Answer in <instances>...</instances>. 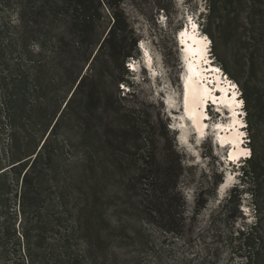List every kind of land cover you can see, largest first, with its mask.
<instances>
[{"label":"trees","instance_id":"obj_1","mask_svg":"<svg viewBox=\"0 0 264 264\" xmlns=\"http://www.w3.org/2000/svg\"><path fill=\"white\" fill-rule=\"evenodd\" d=\"M103 1L115 23L110 38L93 58L100 42L96 31L99 0H0L3 10L14 6L18 10L17 29L22 34L16 40L23 52L18 57L30 65L13 74L16 82L0 108L4 138L0 149V264L12 260L13 264H119L115 249L127 231L118 221L117 225L111 222V210L124 197L135 200L128 211L143 225L175 236L186 229L178 191L181 173L170 159L158 160L151 147L150 123L139 120L136 110L121 105L112 112L124 122L115 119L104 125L103 98L94 71L82 74L84 66L98 60L106 43L108 57L120 61L122 69L132 58L125 39L119 38L126 27L122 0ZM209 2V22L216 19L219 31L230 33L237 47V63L256 82L255 93L246 91L249 105L256 102L260 106L264 0ZM32 43L40 45V53L30 49ZM67 88L68 99L62 95ZM96 117L100 123L95 129ZM82 123L88 126L83 144L68 135ZM131 144L136 153L129 151ZM96 150H103L105 157L95 154ZM255 152L249 158H253V171L241 176L245 183L258 178L262 156ZM114 182L120 191L111 190ZM234 189L240 192L239 186ZM234 202L232 196L229 204ZM257 209L259 221L241 231L250 250L264 241L260 235L263 209L259 205Z\"/></svg>","mask_w":264,"mask_h":264},{"label":"rangeland","instance_id":"obj_2","mask_svg":"<svg viewBox=\"0 0 264 264\" xmlns=\"http://www.w3.org/2000/svg\"><path fill=\"white\" fill-rule=\"evenodd\" d=\"M99 1L102 6L96 14V31L100 42L93 58L105 39L110 38L108 34L115 23L112 10L103 0ZM209 5V0H122L120 7L126 27L119 38L125 39L124 46L132 53L129 62L134 66L129 67L127 63L122 69L120 61L111 60L107 43L98 60L93 65L91 60L84 66L82 74L94 71L95 82L100 87L103 98L100 113L104 125L115 119L124 122L112 112L114 107L122 105L136 110L139 120L150 123L151 147L157 152L158 160L170 159L181 173L178 191L187 222L180 236L143 225L140 218L131 216L128 209L135 200L129 202L122 197L124 202L115 201L111 222L117 225L118 221L127 231L120 248L115 249L118 258L114 259L119 264H264V241L257 249L250 250L241 236V231H247L259 221L257 205L263 209L264 216V92L260 93V106L256 102L249 105L246 91L250 89L255 93L256 82L251 79L249 71L237 63V47L230 33L219 31L216 19L209 22ZM15 8L7 11L0 7V108L16 82L13 74L22 73L30 66L25 58L18 57V53L23 52L16 39L22 33L17 29L18 10ZM196 24H200L208 38L203 37L211 45L209 61L220 67L235 85L233 88H238L242 94L243 104L238 116L243 122L241 132L247 136L244 146L251 150V156H255V150L262 156L257 166L258 178L252 182L245 183V177L241 176L253 171V158H245L239 172L228 164V143L225 146L220 144L219 136L224 135V131L219 134L218 128L220 124H230V108H219L214 101L218 108L215 105L208 108L206 133L200 140L191 118L185 114L182 100L185 42L180 32L192 29ZM30 49L35 54L41 52L40 45L34 43ZM68 90L62 94L68 96L67 99L70 97ZM254 114L258 117L253 119ZM99 123L100 119L96 117L92 127L96 129ZM87 127L82 123L78 130L68 132V135L83 144ZM232 128L230 126L226 131ZM3 141L0 135V149ZM95 146L97 148L98 144ZM130 146L129 151L136 153L133 144ZM104 153L103 150L95 151L98 156L105 157ZM236 186L240 192L235 191ZM120 189L118 182L111 188L115 192ZM232 196L235 202L229 204ZM260 235L264 238V226Z\"/></svg>","mask_w":264,"mask_h":264},{"label":"bare ground","instance_id":"obj_3","mask_svg":"<svg viewBox=\"0 0 264 264\" xmlns=\"http://www.w3.org/2000/svg\"><path fill=\"white\" fill-rule=\"evenodd\" d=\"M184 30V29H183ZM198 27L193 26L192 30L185 29L181 31L182 40L185 42V49L183 50V60L185 65V74L183 76V108L185 114L191 118L194 129L198 133V139L200 140L206 133V110H208L209 103L211 101L217 102L220 105L219 108L227 107L230 108L231 119L230 124H220L219 134L224 131V135L219 136L221 146H225L227 143H231L230 154L227 161H235L240 158H247L251 155V150L242 146L244 143L243 137L244 132H241V127L243 126L242 120L239 119V109H241L242 104L237 100V93L232 92L233 87L229 80L223 82L221 74H218L217 68L203 69V61L207 57L209 41L205 37H197ZM149 65L152 64L149 56L147 57ZM134 66V65H133ZM213 70L214 73L209 75ZM154 74H156L155 69H153ZM154 78V77H153ZM224 83V84H223ZM211 85L215 86V89L211 88ZM235 86V85H234ZM217 88V89H216ZM235 88V87H234ZM234 88H232L234 90ZM217 90H220L222 95L219 97ZM232 92V97L229 94ZM219 98V99H218ZM229 114V113H228ZM224 123V122H223ZM230 131H226L229 127ZM226 131V132H225ZM245 145V144H244ZM250 150V154H248ZM228 158V157H227Z\"/></svg>","mask_w":264,"mask_h":264},{"label":"snow or ice","instance_id":"obj_4","mask_svg":"<svg viewBox=\"0 0 264 264\" xmlns=\"http://www.w3.org/2000/svg\"><path fill=\"white\" fill-rule=\"evenodd\" d=\"M239 103H240V104H243V101H240ZM248 154H250V150H248ZM233 159H234V162H235V159H236V158L234 157Z\"/></svg>","mask_w":264,"mask_h":264}]
</instances>
